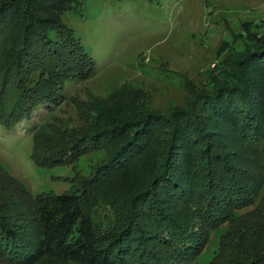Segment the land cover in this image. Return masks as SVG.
<instances>
[{
  "label": "trees",
  "instance_id": "trees-1",
  "mask_svg": "<svg viewBox=\"0 0 264 264\" xmlns=\"http://www.w3.org/2000/svg\"><path fill=\"white\" fill-rule=\"evenodd\" d=\"M75 1L0 0V123L27 124L40 165L91 142L108 155L60 193H33L0 163V264H197L224 222L210 264H264V45L220 59L187 105L55 139L50 114L97 71L64 19ZM97 197L107 217L93 216Z\"/></svg>",
  "mask_w": 264,
  "mask_h": 264
},
{
  "label": "rangeland",
  "instance_id": "rangeland-1",
  "mask_svg": "<svg viewBox=\"0 0 264 264\" xmlns=\"http://www.w3.org/2000/svg\"><path fill=\"white\" fill-rule=\"evenodd\" d=\"M74 7L64 19L97 71L75 82L50 114L44 132L55 139H66L80 126L92 125L93 132L101 126L93 124H108L123 112L113 122L121 121L142 106L168 112L187 105L190 92L218 74L220 59L227 67L264 45V0H81ZM33 142L27 124L0 123V163L33 193L74 188L108 155L101 143L91 142L72 162L40 165ZM91 209L99 219L109 212L98 197ZM227 229L226 222L211 229L197 264H210Z\"/></svg>",
  "mask_w": 264,
  "mask_h": 264
}]
</instances>
